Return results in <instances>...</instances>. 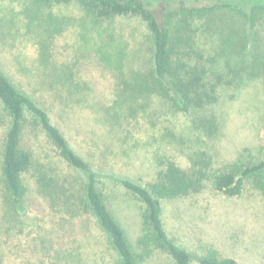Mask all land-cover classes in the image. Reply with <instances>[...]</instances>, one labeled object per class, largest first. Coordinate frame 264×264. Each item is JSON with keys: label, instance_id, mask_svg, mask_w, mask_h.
<instances>
[{"label": "rangeland", "instance_id": "374dc122", "mask_svg": "<svg viewBox=\"0 0 264 264\" xmlns=\"http://www.w3.org/2000/svg\"><path fill=\"white\" fill-rule=\"evenodd\" d=\"M147 1L158 12L181 1L190 6L224 5L196 23L195 35L210 53H219L222 62L229 60L231 79L236 77L233 84H222L215 106H208L207 113L216 115L217 129L201 116L167 107L151 76L150 35L139 18L116 17L93 25L75 2L40 8L0 0V69L48 110L70 143L93 163L98 187L123 226L137 263L176 264L147 229L141 203L116 180L148 179L162 156L183 167L202 150L213 155L216 165L260 158L264 11L252 27L241 0ZM61 72L72 74L71 82L59 81ZM75 90L79 94L73 95ZM81 95L88 101H76ZM104 123L107 129L98 130ZM32 127L28 125L23 135L35 153V164L45 162L68 191L81 174L65 166ZM25 182L27 194L17 210L3 202L0 182V213L11 229L0 239L7 263L110 264L93 218L76 216L78 206L69 202L51 203L48 192L37 188L34 171L25 174ZM253 189L249 184L242 196L231 198L207 185L195 195L162 201L165 227L190 253V264H198L210 244L240 264H264V200Z\"/></svg>", "mask_w": 264, "mask_h": 264}, {"label": "trees", "instance_id": "16d2710c", "mask_svg": "<svg viewBox=\"0 0 264 264\" xmlns=\"http://www.w3.org/2000/svg\"><path fill=\"white\" fill-rule=\"evenodd\" d=\"M21 1L40 8L75 2L89 16L93 25H100L101 22L116 17L139 18L146 24L150 35L151 76L155 87L159 89L160 97L168 103L167 107L170 110L178 108L185 113H193L198 118L201 116L204 123L217 129L216 115L207 113L208 106L217 102L222 84H233L236 77L231 79L234 70L231 68L233 66H229V60L222 62L219 53H210L198 43L195 35L199 30L196 23L215 13L224 6L222 3L190 6L181 1L178 7L158 12L147 0ZM241 2L248 8L245 16L254 27L264 11V0ZM250 4L252 5L249 6ZM61 73L63 80L59 81H63V84L67 80L68 83L71 82L72 74ZM125 89L122 91H126ZM76 94L79 93L75 90L73 95ZM78 97L75 98L78 102L88 101L85 95ZM128 97L126 95L124 99ZM66 99L67 97L64 98L65 102ZM125 102L129 106L130 101ZM0 107L1 127L3 126L0 145L1 198L9 209L23 207L28 190L25 174L34 171L37 188L40 192H48L45 196L50 198L51 203L68 205L69 202L70 205L78 206L74 213L76 216L88 215L93 218L103 239L101 240L105 243L110 264H138L123 226L110 210L98 187V173L93 163L70 143L61 128L52 121L48 110L18 88L1 69ZM28 125H32V129L39 132V135L42 134L45 142L51 145L65 166L81 174L74 184L71 183L72 187L68 191L63 188L60 178L53 175L52 168L48 166L47 169L45 162L38 161L35 164V153L32 146L25 143L26 137L23 135ZM97 129H107L106 123L99 125ZM93 143L100 145L98 141ZM190 162L188 167H183L173 159L162 156L157 159L148 179L140 181L122 177L116 180L141 203L147 229L154 234L176 264H190L191 255L169 235L162 214L163 200L195 195L207 185L227 197H240L249 184L264 200V146L260 158L255 161L244 162L237 159L216 165L213 155L202 150L195 156H190ZM64 195L67 198L64 199ZM4 216L5 214L0 213V239L11 233ZM197 261L198 264H240L235 257L222 254L212 244ZM0 264H9L5 261L3 251H0Z\"/></svg>", "mask_w": 264, "mask_h": 264}]
</instances>
